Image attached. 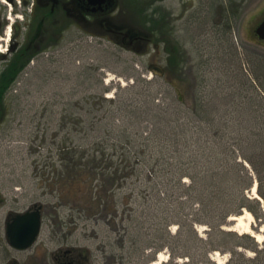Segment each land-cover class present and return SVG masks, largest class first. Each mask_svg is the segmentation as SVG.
Returning <instances> with one entry per match:
<instances>
[{"label":"rangeland","instance_id":"obj_1","mask_svg":"<svg viewBox=\"0 0 264 264\" xmlns=\"http://www.w3.org/2000/svg\"><path fill=\"white\" fill-rule=\"evenodd\" d=\"M219 2L119 0L117 14L125 17L132 30L144 36L151 29L155 30L145 49L134 51L104 37L80 34L73 28L54 49L34 60L28 79L15 83L4 97L6 117L0 124V223L7 210L22 211L38 203L42 206V226L37 244L44 245L49 252L64 244L85 246L96 251L97 264H105L114 246L115 258L120 259L123 254L125 264H217L216 260H223V264H251L242 258L254 257L255 253L248 249L237 248L241 257L231 255L227 249L208 251L202 257L196 255L202 249L192 247L186 237L181 241L171 237L177 229L174 221L178 209L165 201L156 202V198L165 197V187L158 185L155 177L151 183L148 181L150 167L147 165H143L147 166L146 173L138 174L141 154L133 158V161L139 159L137 174L114 190L115 203L105 215H92V209L88 213L80 209L78 204L90 202L79 194L77 185L57 180L51 172L53 164L57 169H63L64 165L59 161L56 147L61 145L65 129L57 137H51L58 130L62 115H71L78 121L92 117L96 123L89 137L83 139L77 136L82 135V132L77 133L82 131V123L76 128L70 124L68 128H75L74 144H90L101 138L104 129L111 130L107 148L115 153L117 162L122 160L123 155H118L123 147L131 146L122 136L124 128L134 133L152 125L151 114L141 107L140 79L152 81L153 92L159 91L154 103L161 105L171 100L170 87L158 72L148 68L149 65L165 66L164 40L169 39L179 52L180 67L184 70L174 80L169 75L166 78L184 87L187 101L191 89L195 90L196 80L201 77L205 80L207 96L218 100L220 108L225 110H228L225 103L232 86L241 94L236 93L238 100L244 94L250 95V89L244 90L239 85V69L251 81L254 80L252 74H257L264 84V42L254 32L264 18V0H237L239 9L235 12L237 15L231 17V30L220 20ZM29 7L23 0H0V24H3L0 36L4 38L0 41V51L6 50L14 26L23 22ZM224 30L228 31V36L223 34ZM229 50L237 54L231 56ZM197 70L200 75H196ZM133 82L134 90H123ZM100 96L115 101L100 102ZM83 100H88L84 107L74 105L76 101L82 104ZM94 101L99 103L94 104L92 110ZM124 102L129 103V108L138 107L139 114L128 116ZM253 108L250 101L244 100L243 112L251 113ZM260 111H264V107ZM183 182L187 184L189 180L184 178ZM255 193L258 195L257 191ZM246 194L254 198L252 188ZM97 195L104 201L103 193ZM195 227L201 237H206L207 225L196 224ZM224 229L254 236L264 250V215L246 217L241 224L230 217ZM187 230L185 225L184 233ZM255 236H260V241ZM232 245L230 242L228 247ZM158 254L165 260L157 263Z\"/></svg>","mask_w":264,"mask_h":264},{"label":"trees","instance_id":"obj_2","mask_svg":"<svg viewBox=\"0 0 264 264\" xmlns=\"http://www.w3.org/2000/svg\"><path fill=\"white\" fill-rule=\"evenodd\" d=\"M220 1V20L231 30V17L237 15L235 12L239 9V3H236L237 0ZM152 13L155 14V11ZM224 31L223 34L228 36V31ZM154 33L155 30L151 29L146 37L150 40ZM164 42L165 66L149 65L148 68L154 73L158 72L170 87L168 92L171 94V100L161 105L154 103L159 91L153 92L152 81L140 79L143 97L141 107H144L147 114H151L152 125L134 133L128 132V127L124 128L122 136L127 145L131 146L123 147L118 156L124 157L117 162L114 159L115 153L107 148L108 141L111 140L108 135L111 130L104 129L101 138L90 141V144H74L72 135L76 125L82 123V131L77 132H82V135L77 136L83 139L89 137L96 123L94 124L92 117L87 120L80 118L78 121L71 115H62L60 126L51 137H57L65 129L62 132V143L56 147L60 155L59 161L64 165L63 169L52 165L51 172L55 173L53 178L66 181V184L77 185L79 194H83L86 201L90 202L87 205L78 204L80 209L87 213L92 209V215H105L113 202L115 203L114 190L128 177L137 174L139 159L133 161V158L141 154V170L139 169L138 174L140 171L141 174L146 173L145 167L149 166L148 181L151 183L155 177L158 185L165 187V197L156 198V202L165 201L170 207L178 209L177 219L174 221L177 229L171 237L179 241L186 237L192 247L202 249L196 253L197 256H206V253L212 250L227 249L231 255L241 257L243 255L237 248H244L255 253L252 259L242 257L246 263L264 264L263 247H259L254 236L224 229L227 219L240 215L244 209L255 218L264 215V111H260L264 107V84L257 74H252L254 80L251 81L239 69V85L245 88L244 90L250 89V95L244 94V99L242 97L238 100V92L235 91V85L232 86L226 97L225 105L228 110H225L220 108L218 100L207 96L205 80L201 77L196 80L195 90L191 89V97L187 101L184 97V87L166 78L169 75L174 80L176 76L183 74L184 70L183 66L180 67L179 52L175 51L176 48L172 47L169 39ZM229 54L232 56L237 53L229 50ZM16 64L15 57L10 61L7 71L0 72V124L6 117L4 97L15 84L11 82L12 77L19 70ZM196 75H200L199 70ZM134 84L133 82L123 90H134ZM98 100L110 103L115 101L101 96ZM244 100L247 103L250 101L254 107L253 112H243ZM96 103L99 102L94 101L91 104L92 110ZM86 104L88 100H83L82 104L76 101L74 105L84 107ZM129 107V103L124 102L126 114L136 117L139 108ZM70 124L75 128H68ZM87 124V128H84L83 125ZM131 152L133 153L130 156ZM184 178H187L189 183H184ZM255 182L256 191L262 201L246 194ZM99 193H103L105 202L99 199ZM196 224L207 225L206 237L198 234ZM185 225L188 227L186 233ZM230 242L233 245L228 247Z\"/></svg>","mask_w":264,"mask_h":264},{"label":"flooded vegetation","instance_id":"obj_3","mask_svg":"<svg viewBox=\"0 0 264 264\" xmlns=\"http://www.w3.org/2000/svg\"><path fill=\"white\" fill-rule=\"evenodd\" d=\"M23 4L30 5L28 12L23 22L14 26L6 50L0 51V72H6L10 61L17 59L19 70L12 77V83L27 80L34 60L43 52L54 49L73 28L80 34L104 37L134 51L145 49L149 41L146 36L132 30L125 17H119V0H23ZM0 41H4L2 36ZM27 209L7 210L0 223V264H97L96 251L85 246L64 244L49 252L47 247L37 244L38 237L25 250L11 246L6 225L16 213ZM111 249L105 264H125L123 254L117 259L114 246Z\"/></svg>","mask_w":264,"mask_h":264},{"label":"water","instance_id":"obj_4","mask_svg":"<svg viewBox=\"0 0 264 264\" xmlns=\"http://www.w3.org/2000/svg\"><path fill=\"white\" fill-rule=\"evenodd\" d=\"M257 38L264 42V18L254 30ZM42 226V206L32 204L26 211L16 213L6 225V234L11 246L25 250L37 239Z\"/></svg>","mask_w":264,"mask_h":264},{"label":"bare ground","instance_id":"obj_5","mask_svg":"<svg viewBox=\"0 0 264 264\" xmlns=\"http://www.w3.org/2000/svg\"><path fill=\"white\" fill-rule=\"evenodd\" d=\"M255 192H256V184L253 185V187H252V193H253L254 197L257 196V194ZM246 217H249V218L252 217V215H251V213L249 211H245L244 214H240V215H237V216H232L231 219H234V220L237 221V223L241 224L242 220L245 219ZM255 237H256L257 241H260V236H255ZM157 259H158L157 263H160V262L165 260V257L162 254H158ZM216 262H217V264H223V260H216Z\"/></svg>","mask_w":264,"mask_h":264}]
</instances>
